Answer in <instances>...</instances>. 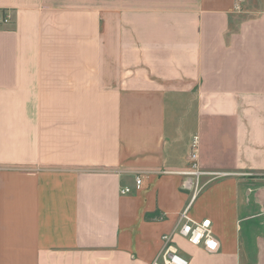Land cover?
Here are the masks:
<instances>
[{
    "label": "crops",
    "instance_id": "crops-1",
    "mask_svg": "<svg viewBox=\"0 0 264 264\" xmlns=\"http://www.w3.org/2000/svg\"><path fill=\"white\" fill-rule=\"evenodd\" d=\"M0 10L11 18L0 22V264H153L189 203L177 173L194 137L231 207L214 219L192 208L217 224L220 250L175 236L188 245L180 255L264 264V219L246 235L233 227L264 217V5L0 0Z\"/></svg>",
    "mask_w": 264,
    "mask_h": 264
},
{
    "label": "built area",
    "instance_id": "built-area-1",
    "mask_svg": "<svg viewBox=\"0 0 264 264\" xmlns=\"http://www.w3.org/2000/svg\"><path fill=\"white\" fill-rule=\"evenodd\" d=\"M0 22L9 24L11 22L10 15L0 10ZM199 147V139L194 137L190 145L188 168L177 173L184 179L183 189L190 197L189 203L180 211V222L175 231L162 237L164 247L153 264H189L188 260L180 255L174 241L175 236H180L191 246L203 248L210 254L218 253L220 250V243L215 236L213 222L210 219L197 221L190 216V211L204 188L212 181L223 177L218 173H211L201 168ZM134 187L136 191L142 189L143 177L141 175L135 177ZM131 192L132 189L129 187L121 189L122 195Z\"/></svg>",
    "mask_w": 264,
    "mask_h": 264
},
{
    "label": "rangeland",
    "instance_id": "rangeland-1",
    "mask_svg": "<svg viewBox=\"0 0 264 264\" xmlns=\"http://www.w3.org/2000/svg\"><path fill=\"white\" fill-rule=\"evenodd\" d=\"M263 5H264V0H247L248 10H259V9L262 8ZM218 180H219V182H218ZM225 180L226 179L221 180V178L220 179H217L216 180L217 181V184L215 185V187L208 188L206 190L204 189L203 190L204 192L202 191V193L200 194V196L198 197V199L196 200V202H195V204L193 206V210L192 211H193V215L195 217L202 218L204 216H208V217H211V218L214 219L213 211H215L216 209H219V208L225 209L226 206L228 208L231 207L229 204L227 205V199H226V197L224 199V194L226 192L223 191L222 189H220L222 185L226 184V181ZM212 184H213V182H212ZM210 185L211 184H209V186ZM230 191H232V190H230ZM230 191L227 189V194ZM240 195H242V194H240ZM240 197L241 198H244L243 196H240ZM262 202H264V201H262ZM243 218H244V215H242V220L240 222H233V224H234V226H233L234 227V231L237 228L239 234H241V235L242 234H244V235L247 234V231L249 229V224H251V223H257V222H260L261 220L264 219V217L259 218V219H252V218L243 219ZM229 221H230L229 217H225L222 220V223H225V227H226L227 230H228V227H230L228 225V222ZM237 225H238L239 228L237 227ZM214 229H215V233H218V226H217V224H216V226H215ZM236 234H238V233L236 232ZM231 241H232V238L230 237V239L228 241V246L231 245ZM177 244H176V247L179 248L180 251H183L185 249H188V245L186 244L185 240L178 241Z\"/></svg>",
    "mask_w": 264,
    "mask_h": 264
}]
</instances>
